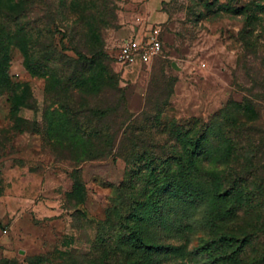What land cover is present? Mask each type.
I'll return each mask as SVG.
<instances>
[{
	"label": "rangeland",
	"instance_id": "374dc122",
	"mask_svg": "<svg viewBox=\"0 0 264 264\" xmlns=\"http://www.w3.org/2000/svg\"><path fill=\"white\" fill-rule=\"evenodd\" d=\"M145 1L0 0V264H264V0H163L160 22ZM155 23L162 54L123 73L118 46ZM244 98L257 157L229 159V180L253 199L222 220L210 201L154 210L149 163ZM141 200L139 253L120 213Z\"/></svg>",
	"mask_w": 264,
	"mask_h": 264
},
{
	"label": "trees",
	"instance_id": "16d2710c",
	"mask_svg": "<svg viewBox=\"0 0 264 264\" xmlns=\"http://www.w3.org/2000/svg\"><path fill=\"white\" fill-rule=\"evenodd\" d=\"M4 84L0 78V86ZM96 113L101 114L102 111ZM257 116L250 100L244 98L240 102L228 104L220 115L198 129L195 121L189 122L185 130L180 128L176 134L182 144V151L172 154L171 161L166 165L150 162L145 171L148 179L145 194L150 199L155 195V199H151L154 210L160 207L159 201L162 198L166 199V203L181 201L188 208L210 201L213 219L222 220L232 216L236 208L226 205L228 200L234 199L241 206L253 199L254 192L247 188L244 176L230 182L228 160L243 149L249 154L245 158L248 163L246 166L254 164L257 153L254 152L255 142L250 139L252 133L255 135L259 131H255L250 124ZM246 137L248 143L244 146L242 140H246ZM200 158H208L216 164L215 167H202ZM227 179L228 185L223 187ZM145 203V200H141L136 208L134 206L129 210L125 207V211L120 213V227L127 230V233L120 231L121 238L130 242L139 253L153 246L145 241L142 230L136 227V224L146 222L148 213H144L147 206Z\"/></svg>",
	"mask_w": 264,
	"mask_h": 264
},
{
	"label": "built area",
	"instance_id": "2783aa9c",
	"mask_svg": "<svg viewBox=\"0 0 264 264\" xmlns=\"http://www.w3.org/2000/svg\"><path fill=\"white\" fill-rule=\"evenodd\" d=\"M163 51V30L159 24L133 30L131 39H125L117 50L116 62L123 73L136 67H147Z\"/></svg>",
	"mask_w": 264,
	"mask_h": 264
},
{
	"label": "crops",
	"instance_id": "0c3cea01",
	"mask_svg": "<svg viewBox=\"0 0 264 264\" xmlns=\"http://www.w3.org/2000/svg\"><path fill=\"white\" fill-rule=\"evenodd\" d=\"M163 0H146L145 7L147 10L151 11L149 14L148 19L152 20L153 22H160L166 18V13L163 11H158L157 9L160 8V3Z\"/></svg>",
	"mask_w": 264,
	"mask_h": 264
}]
</instances>
